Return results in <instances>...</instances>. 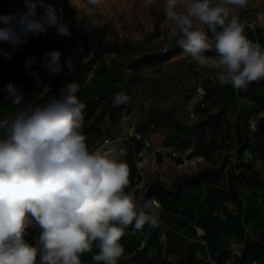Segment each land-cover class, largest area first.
<instances>
[{
  "label": "rangeland",
  "instance_id": "374dc122",
  "mask_svg": "<svg viewBox=\"0 0 264 264\" xmlns=\"http://www.w3.org/2000/svg\"><path fill=\"white\" fill-rule=\"evenodd\" d=\"M47 3L62 9L61 18L71 35L59 36L54 27L30 35V43L41 54L31 68L25 65L32 58L29 39L16 49L0 44L12 54L11 59L0 55V118L15 112L5 91L10 82L25 89V101L43 103L55 95L59 74L44 66L51 51L61 52L63 71L72 60L62 87L75 81L80 90L89 91L101 82L94 97L80 98L86 105L89 150L126 163V193L142 206L157 201L158 214L167 222L164 230L147 224L142 230L125 229L120 240L124 255L118 264H210L208 252L216 264L254 260L264 264V79L246 90L221 85L218 71L192 61L177 43L179 38L168 39L164 0ZM17 10L27 11L24 0H0V14L18 15ZM43 11L38 8L37 14ZM235 12L245 24L246 37L264 48V0H249L247 8ZM92 19L97 28L88 26ZM53 39L59 41L46 49ZM205 55L215 57V52ZM117 67L119 73L105 79ZM198 88L204 90L205 105L195 95ZM117 93L126 94L129 102L114 106ZM131 129H143L159 150L156 164L143 178L136 173L132 154H122L116 145L102 147L103 138ZM243 141L248 147L241 154L238 148ZM174 147L192 149V154L203 156L201 164L187 161L176 167L168 157ZM203 167L217 172L214 181H195ZM149 188L154 195H148ZM39 235L33 224L24 239L35 245ZM98 252L96 241L80 257L81 264H95L93 256Z\"/></svg>",
  "mask_w": 264,
  "mask_h": 264
},
{
  "label": "clouds",
  "instance_id": "9594fccd",
  "mask_svg": "<svg viewBox=\"0 0 264 264\" xmlns=\"http://www.w3.org/2000/svg\"><path fill=\"white\" fill-rule=\"evenodd\" d=\"M89 2L96 5L99 0ZM248 3L164 0L163 7L168 39L179 38L177 43L192 61L218 71L219 83L236 90L264 79V48L246 37L245 24L235 12ZM24 4L27 11L17 10L18 15L0 14V44L16 49L30 35L52 27L59 36L71 35L62 9L47 0ZM38 8L44 9L40 15ZM88 26L97 28L98 22L92 19ZM211 51L215 57L205 55ZM0 55L11 59L12 54L0 47ZM32 62L33 58L26 60V67ZM44 66L51 74H60L61 52L47 53ZM67 67L71 70L70 62ZM5 91L15 112L0 118V264H81L80 257L96 241L95 264H118L124 255L120 240L125 229L142 230L145 224L158 228L159 218L126 193V163L89 150L79 84L65 83L58 95L43 103L25 101L15 83L7 84ZM129 100L117 93L113 105ZM33 224L40 229L35 245L24 239Z\"/></svg>",
  "mask_w": 264,
  "mask_h": 264
},
{
  "label": "built area",
  "instance_id": "2783aa9c",
  "mask_svg": "<svg viewBox=\"0 0 264 264\" xmlns=\"http://www.w3.org/2000/svg\"><path fill=\"white\" fill-rule=\"evenodd\" d=\"M18 89L23 91L24 97H25L26 96L25 89L23 87H18ZM195 95L198 101H200L202 105H205L206 97L204 95V90H202L201 88H198L195 92ZM7 102L11 104V99L9 97L7 98ZM137 142L140 143V147L135 150L134 147H135V143ZM115 145L118 146L117 147L118 150L124 155H126L130 149H133L132 155L134 157L136 173L141 178L144 177L147 169L155 165L157 162L159 150L155 148L150 136L144 133L143 129H131L129 131H123L118 135H115L111 138L105 137L102 140V147L104 148H111ZM192 151L193 150L190 148L189 150L169 148L170 153L168 157L172 160L173 165H175L178 168L184 165L187 161H189V164L192 163L194 165L196 164L200 165L203 159V156L194 155L192 154ZM176 158H180V160L176 162L175 161ZM146 204L148 205V211L158 216L159 218L158 228L164 230V228L167 227V222L164 217L158 214V209H157L159 205L158 202H156L153 199L150 201L149 200L146 201ZM202 242H205V241L202 240ZM207 259L210 260V264H216L215 260L210 256L209 252H208ZM251 264H261V263H259L257 260H254Z\"/></svg>",
  "mask_w": 264,
  "mask_h": 264
},
{
  "label": "trees",
  "instance_id": "16d2710c",
  "mask_svg": "<svg viewBox=\"0 0 264 264\" xmlns=\"http://www.w3.org/2000/svg\"><path fill=\"white\" fill-rule=\"evenodd\" d=\"M30 37H28V39H29ZM29 41H30V39H29ZM57 41H59V39H54V40H52L47 46H46V49L48 48V47H50L52 44H54L55 42H57ZM32 45V53H36V50H35V48H34V45L33 44H31ZM75 52H76V50H75ZM41 56V54H38V56H35V59H37V58H39ZM68 62H70V64H71V66H72V60H69ZM119 67H117V68H115V70L111 73V74H108L106 77H105V79H109L111 76H112V74H115V73H119ZM70 69L67 67V65H66V67H65V70L62 72V73H60L59 74V76H58V83H57V85H56V87H55V95H58L59 94V91H60V89L62 88V85H61V80H62V77L64 76V74L67 72V71H69ZM101 86V82L94 88V89H92V90H89V91H84V90H80V92L78 93V95H79V97L80 98H92V97H94L95 95H96V92H97V90L99 89V87ZM137 146H139L140 147V143H135V147H134V149H137ZM248 147V144H247V142L246 141H243L241 144H240V146H239V148H238V151L242 154L243 153V151L246 149ZM175 148V147H174ZM177 149H181V150H183V149H185V148H177ZM133 153V149H130L129 150V152L126 154V155H130V154H132ZM194 154V153H193ZM217 172H212V170H210L208 167H203L201 170H199L197 173H196V175H195V181H200V180H208V181H214L215 179H216V174ZM150 190H149V192H148V195L149 196H152V195H154V190L153 189H151V188H149Z\"/></svg>",
  "mask_w": 264,
  "mask_h": 264
},
{
  "label": "crops",
  "instance_id": "0c3cea01",
  "mask_svg": "<svg viewBox=\"0 0 264 264\" xmlns=\"http://www.w3.org/2000/svg\"><path fill=\"white\" fill-rule=\"evenodd\" d=\"M54 40V39H53ZM29 43H30V41H29ZM30 44H32V43H30ZM34 48H35V50H36V53L34 52V53H32V50H31V55H32V58H34L35 59V56H38V52H37V48H36V46L34 45ZM31 49H32V45H31ZM41 57V56H40ZM39 57V58H40ZM39 58H37V59H35V60H33V63H35V64H38V62H40V60H38ZM19 87H22V86H19ZM18 88V87H17Z\"/></svg>",
  "mask_w": 264,
  "mask_h": 264
},
{
  "label": "bare ground",
  "instance_id": "6f19581e",
  "mask_svg": "<svg viewBox=\"0 0 264 264\" xmlns=\"http://www.w3.org/2000/svg\"><path fill=\"white\" fill-rule=\"evenodd\" d=\"M18 50V49H17ZM157 202V201H156Z\"/></svg>",
  "mask_w": 264,
  "mask_h": 264
}]
</instances>
